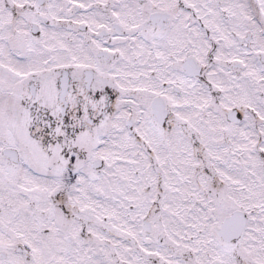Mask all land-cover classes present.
<instances>
[{
    "label": "snow or ice",
    "instance_id": "obj_1",
    "mask_svg": "<svg viewBox=\"0 0 264 264\" xmlns=\"http://www.w3.org/2000/svg\"><path fill=\"white\" fill-rule=\"evenodd\" d=\"M0 264H264V0H0Z\"/></svg>",
    "mask_w": 264,
    "mask_h": 264
}]
</instances>
